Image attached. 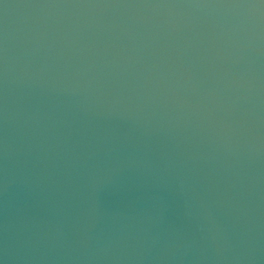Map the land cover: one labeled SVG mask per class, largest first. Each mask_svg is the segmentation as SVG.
<instances>
[{
	"label": "water",
	"instance_id": "water-1",
	"mask_svg": "<svg viewBox=\"0 0 264 264\" xmlns=\"http://www.w3.org/2000/svg\"><path fill=\"white\" fill-rule=\"evenodd\" d=\"M0 264H264V0H0Z\"/></svg>",
	"mask_w": 264,
	"mask_h": 264
}]
</instances>
